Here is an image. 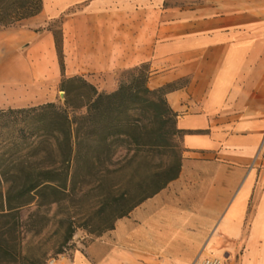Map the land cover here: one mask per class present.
<instances>
[{"label":"crops","instance_id":"obj_1","mask_svg":"<svg viewBox=\"0 0 264 264\" xmlns=\"http://www.w3.org/2000/svg\"><path fill=\"white\" fill-rule=\"evenodd\" d=\"M42 2L0 31V109L55 99L62 73L44 26L62 17L64 77L109 93L116 72L147 64V87L169 86L165 101L186 131L176 179L50 264H264V0L194 11Z\"/></svg>","mask_w":264,"mask_h":264},{"label":"trees","instance_id":"obj_2","mask_svg":"<svg viewBox=\"0 0 264 264\" xmlns=\"http://www.w3.org/2000/svg\"><path fill=\"white\" fill-rule=\"evenodd\" d=\"M42 8V0H0V31L38 15ZM61 21L59 17L47 22L45 30L54 36L62 73L58 85L63 93L62 104L46 102L0 110V128L7 129L6 137L0 141V219L13 218L15 227L19 223V210L34 200L47 204L56 202L47 192H64L78 162L89 151L91 167L99 162L100 150L117 142L133 146L138 152L152 149L160 155L159 163L138 184L141 195L120 207L116 221L176 179L180 171V159L163 160L171 146L169 140L186 133L176 128V115L165 101L169 86L150 90L146 85L150 75L147 64L124 72L128 78L119 81L118 88L109 93L99 92L82 76L64 77ZM51 25H58V30ZM132 112L138 113L139 118H134ZM143 120L146 124H141ZM43 154L53 157L56 167H42ZM141 159L145 161L144 157ZM105 229H114V222ZM72 235L70 226L66 229L64 244ZM29 264L46 263L31 260Z\"/></svg>","mask_w":264,"mask_h":264},{"label":"rangeland","instance_id":"obj_3","mask_svg":"<svg viewBox=\"0 0 264 264\" xmlns=\"http://www.w3.org/2000/svg\"><path fill=\"white\" fill-rule=\"evenodd\" d=\"M142 1L145 5H158L160 11L168 8L175 10L190 8L194 11L212 3L235 0ZM45 27L46 25L44 29ZM51 27L58 30V25H51ZM128 70L115 73L113 80L116 89L119 81L128 78V75L124 73ZM57 91L53 101L46 100L24 106L9 107L24 108L46 102L61 105L63 94ZM131 114L134 118H139L138 113L132 112ZM141 124H146V121L143 120ZM6 130V128H0V132H3L0 135V141L6 137ZM181 137L178 134L169 140L171 146L163 156L164 161L175 158L181 161ZM42 156V167H56L53 164L55 161L53 157L45 154ZM159 156L155 150L149 149L142 153L133 146L127 147L117 142L108 149L100 150L99 162L91 167L89 151L87 156L78 160L71 182L64 192L56 194L47 192L55 197V203L47 204L34 200L19 210L17 214L19 223L16 227L13 225V218L0 219V243L3 249V253L0 254V264H29L31 260L50 264L63 255L70 256L77 246H85L107 235L110 230L105 228L110 222H114L115 227L118 221L115 220V215L120 207L130 204L141 195L142 191L138 184L159 163L161 160ZM142 157L145 161L141 159ZM70 226L73 228V235L70 241L64 244L65 232ZM58 251H62V254L57 255Z\"/></svg>","mask_w":264,"mask_h":264},{"label":"built area","instance_id":"obj_4","mask_svg":"<svg viewBox=\"0 0 264 264\" xmlns=\"http://www.w3.org/2000/svg\"><path fill=\"white\" fill-rule=\"evenodd\" d=\"M203 264H219L218 260L205 261Z\"/></svg>","mask_w":264,"mask_h":264},{"label":"water","instance_id":"obj_5","mask_svg":"<svg viewBox=\"0 0 264 264\" xmlns=\"http://www.w3.org/2000/svg\"><path fill=\"white\" fill-rule=\"evenodd\" d=\"M63 94V93H62Z\"/></svg>","mask_w":264,"mask_h":264}]
</instances>
